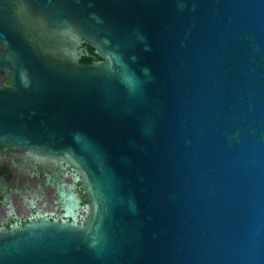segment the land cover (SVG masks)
Here are the masks:
<instances>
[{"label":"water","instance_id":"obj_1","mask_svg":"<svg viewBox=\"0 0 264 264\" xmlns=\"http://www.w3.org/2000/svg\"><path fill=\"white\" fill-rule=\"evenodd\" d=\"M0 65V143L88 200L0 264H264V0H0Z\"/></svg>","mask_w":264,"mask_h":264},{"label":"flooded vegetation","instance_id":"obj_2","mask_svg":"<svg viewBox=\"0 0 264 264\" xmlns=\"http://www.w3.org/2000/svg\"><path fill=\"white\" fill-rule=\"evenodd\" d=\"M9 71L8 67L0 69V87L12 84ZM27 158L24 150L6 148L0 143V228L19 227L42 219L72 221V212L76 210L60 197L57 184L61 182L65 190L74 184L83 206L78 221H84L88 200L83 183L74 179L76 169L65 164L62 174L51 182L43 174H33Z\"/></svg>","mask_w":264,"mask_h":264},{"label":"trees","instance_id":"obj_3","mask_svg":"<svg viewBox=\"0 0 264 264\" xmlns=\"http://www.w3.org/2000/svg\"><path fill=\"white\" fill-rule=\"evenodd\" d=\"M88 48H89L90 54L87 56H84L81 59L82 63H91V62L99 59V56L97 54H95V52H94V48L92 46H88Z\"/></svg>","mask_w":264,"mask_h":264}]
</instances>
